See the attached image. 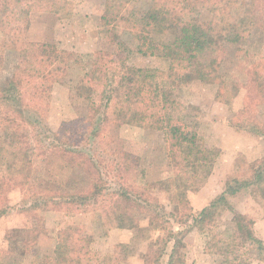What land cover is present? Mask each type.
<instances>
[{
	"label": "trees",
	"instance_id": "1",
	"mask_svg": "<svg viewBox=\"0 0 264 264\" xmlns=\"http://www.w3.org/2000/svg\"><path fill=\"white\" fill-rule=\"evenodd\" d=\"M112 1L105 33L114 43V51H97L85 76L88 85L100 91L99 103L89 107L87 117L64 121L57 131L40 130L36 136L38 157H58L64 167L77 169L87 177L88 184L73 192L40 190L31 208L61 212L68 217L90 214L108 230L133 231L134 239L117 244L107 258H97L91 250L92 237L84 227L70 225L59 236L53 256L46 257L42 264H116L118 255L122 259L134 255V245L141 238L148 241V250L140 254L145 264H186L185 239L193 230L204 236L206 252L218 255L225 264H251L253 253L264 264V241L255 232V220L230 202L242 192L264 202V158L248 164L243 176L229 177L224 192L198 215L188 214V228L175 229L171 220L179 219L181 212L186 214L190 206L189 186L180 171L188 170L197 178L206 179L218 156L216 149L206 147L192 124L176 119L175 114L185 108L176 97L179 87L195 81L218 83V98L228 106L244 88L246 106L235 116L232 126L243 130L250 124L251 133L264 135V124L254 119L256 106L264 104V75L258 68L261 65L253 63L248 81L241 85L222 76V60L214 52L220 50L222 42L235 48L245 43L252 28L264 31V0H248L244 5H239L238 0H182L180 11L194 6L204 11L215 6L211 11L215 16L209 17L208 12L197 20L171 24L153 11L148 14L146 28L126 26L132 50L164 60L166 71L128 64L127 45L116 34L115 25L121 13L137 0ZM32 13L54 14L63 19L71 16L72 10L68 0H0V32L5 34L0 47V71L5 48L19 53L14 75L0 81V181L4 182L13 180L19 158L30 152L24 133L14 123L25 119L26 109L37 116L48 113L53 88L66 80L73 63V55L56 44L26 38ZM239 117L241 123L236 120ZM112 125H137L164 133L175 168L168 180L169 200L177 212L167 213L149 191L127 183L126 176L138 167L137 157L122 152L117 155L119 162L111 163L92 153L93 146L86 149L88 146L81 144L85 140L96 141ZM111 175L123 181L117 188L108 182ZM220 208L232 214L231 229L222 237L212 235L208 228ZM144 214L148 215L146 226L140 221Z\"/></svg>",
	"mask_w": 264,
	"mask_h": 264
},
{
	"label": "rangeland",
	"instance_id": "2",
	"mask_svg": "<svg viewBox=\"0 0 264 264\" xmlns=\"http://www.w3.org/2000/svg\"><path fill=\"white\" fill-rule=\"evenodd\" d=\"M68 1L71 5V16L62 19L54 14L32 13L31 24L26 31V38L30 41L51 42L69 51L73 55V63L66 80L54 86L48 113L37 116L26 109L25 119L16 121L13 125L24 133L30 152L19 158L12 181H0V264H42L46 257L53 256L59 236L70 225L84 227L92 237L91 250L97 258H107L113 254L117 244L130 243L134 239L133 231L108 230L95 222L90 214L68 217L61 212L34 211L31 208L40 190L73 192L86 188L88 179L79 170L64 167L58 157L48 156V159H43L37 156L39 145L36 136L40 130L55 132L62 122L82 119L90 114L89 107L99 103L100 97V91L91 88L85 79L92 57L97 51H114V43L105 33L109 26L106 22L113 1ZM181 1L137 0L136 4L121 13V19L115 25L116 34L127 45L129 65L160 71L168 69L164 60L142 56L132 50L129 37L125 33L126 26L138 30L146 28L148 14L153 11L171 24L178 20H197L208 12L209 17L215 16L211 12L217 8L215 6L204 8L205 13L203 8L197 6L180 11ZM238 1L239 5L248 3V0ZM3 40L5 34L0 32V47ZM214 52H218L217 56L222 60V76L226 75V78L241 85L248 81V70L254 69L253 63L258 62L261 65L258 68L264 75V31L260 28H252L245 43L238 47L222 42L220 50ZM3 53L0 81L12 77L19 63L17 50L5 48ZM217 84L195 81L179 87L176 91L177 100L185 107L175 114L176 119L192 124L206 147L216 149L218 156L212 174L206 179L197 178L188 170L180 171L189 186L190 206L186 214L181 212L179 219L171 218L175 229L186 226L188 228L191 224V220L187 219L188 214L198 215L214 198L224 192L229 177L236 178L237 175L244 174L248 164L264 158V135L251 133L250 124L243 130L232 126L235 116L245 109L246 90L240 89L232 106H228L218 98ZM254 114V119L264 124V104L256 106ZM236 120L241 123L240 117ZM93 142L95 143L92 144ZM87 143L90 142L85 140L81 144L88 146L86 149L93 146L92 153L107 158L111 163L119 162L117 155L122 152L137 157L138 167L132 168L128 177L124 175L127 183L149 191L167 213L177 212L169 200L168 180L174 174L175 168L171 157L169 158V145L163 132L137 125H112L103 136ZM108 182L111 187L117 188L123 181L111 175ZM230 202L235 209L255 220V232L264 241V202L253 199L247 192L230 198ZM140 219L141 224L146 226L148 215H141ZM231 219L232 214L220 208L208 226L212 235L225 236L231 229ZM181 220L186 222L182 223ZM185 241L188 249L186 264H225L218 255L206 252L205 238L199 231L193 230ZM147 244L145 238L138 239L134 245V255L124 259L118 255L116 264H145L140 254L148 250ZM168 251L169 249L167 253ZM251 256V264H263L255 253Z\"/></svg>",
	"mask_w": 264,
	"mask_h": 264
},
{
	"label": "crops",
	"instance_id": "3",
	"mask_svg": "<svg viewBox=\"0 0 264 264\" xmlns=\"http://www.w3.org/2000/svg\"><path fill=\"white\" fill-rule=\"evenodd\" d=\"M31 17H32V15H31Z\"/></svg>",
	"mask_w": 264,
	"mask_h": 264
}]
</instances>
